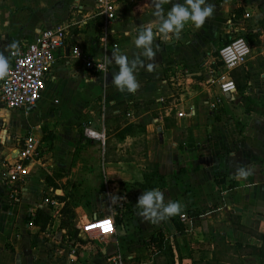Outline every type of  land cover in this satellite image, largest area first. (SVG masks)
I'll use <instances>...</instances> for the list:
<instances>
[{"label": "crops", "instance_id": "1", "mask_svg": "<svg viewBox=\"0 0 264 264\" xmlns=\"http://www.w3.org/2000/svg\"><path fill=\"white\" fill-rule=\"evenodd\" d=\"M113 1L108 21L99 0H0L8 68L11 51L45 29L64 26L68 44L36 106L10 109L0 96L3 154L14 158L30 135L42 143L20 182L5 183L0 164V264H196L215 259L220 237L260 244L239 227L264 234V0H206L213 15L178 39L157 34L155 0ZM183 2L163 5L165 16ZM149 25L152 59L134 43ZM240 36L252 52L230 71L237 92L223 95L211 81L226 71L219 49ZM76 46L109 71L87 69ZM114 52L135 65V93L112 84ZM85 124L104 130L106 144L85 137ZM150 190L163 200L149 219L136 204ZM172 202L180 211L162 218ZM104 218L114 234L87 230Z\"/></svg>", "mask_w": 264, "mask_h": 264}, {"label": "built area", "instance_id": "2", "mask_svg": "<svg viewBox=\"0 0 264 264\" xmlns=\"http://www.w3.org/2000/svg\"><path fill=\"white\" fill-rule=\"evenodd\" d=\"M99 7L108 21L116 18V8L113 0H99ZM67 44V30L64 26H55L43 30L37 38L26 42L22 46L11 51V66L3 75L1 86V100L10 109H28L36 106L42 99L47 88V79L55 63V53L64 49ZM77 58H84L87 69L102 75L109 71V65L105 60L85 58L79 46L72 50ZM252 52L250 43L244 37H235L225 43L219 49V58L226 71L214 72L211 81L219 86L223 95H232L237 92V85L230 77V71L242 64ZM98 65L102 66L103 71ZM185 114L179 113L180 117ZM85 137L99 141L105 145L107 136L104 130H96L91 125L83 126ZM41 140L30 135L23 140L18 154L14 158L4 155L0 149V164L3 166L1 177L5 183H16L24 179L30 172V162L37 159L40 154ZM45 203H52L50 198ZM113 218H104L87 226V230H96L104 236L115 232ZM76 250H73V261L76 258ZM114 264L119 259H114Z\"/></svg>", "mask_w": 264, "mask_h": 264}, {"label": "clouds", "instance_id": "3", "mask_svg": "<svg viewBox=\"0 0 264 264\" xmlns=\"http://www.w3.org/2000/svg\"><path fill=\"white\" fill-rule=\"evenodd\" d=\"M171 0H155L157 11L154 13L159 18L158 33L163 34L167 39L169 34H174L178 39L182 30L187 23H191L195 28H201L206 18L213 15L214 5L206 3V0H184L183 3L174 4L173 7L164 14L163 5L170 3ZM127 34V33H126ZM154 33L151 25L145 27L136 37L134 43L137 48L144 49L143 55L152 59L155 56L153 51ZM115 63L119 65V73L113 77L112 84L121 92L127 91L135 93L139 87L138 81L134 75V67L129 66L127 58L123 55L112 54ZM99 69L103 71L102 66L98 65ZM151 68V65H149ZM8 69V59L0 53V75H4ZM249 172L244 168L238 169L236 173L237 179H246ZM163 192L159 190H150L146 194L138 198L137 207H145V214L149 219L155 215L154 201H162ZM162 206V205H158ZM180 211V205L176 202L169 203L164 207L161 214L162 218L172 216Z\"/></svg>", "mask_w": 264, "mask_h": 264}, {"label": "trees", "instance_id": "4", "mask_svg": "<svg viewBox=\"0 0 264 264\" xmlns=\"http://www.w3.org/2000/svg\"><path fill=\"white\" fill-rule=\"evenodd\" d=\"M239 228L250 233L261 243L251 245L237 242L236 244H234L232 247L235 249V254L238 257V260H240L239 264H245V261H247L246 258H255L254 260L258 261V264H264V234H259L243 226ZM229 247H231V245H229ZM220 261H222L224 264H231L227 259H219L218 256H215V259L213 261L200 262L196 264H218Z\"/></svg>", "mask_w": 264, "mask_h": 264}, {"label": "rangeland", "instance_id": "5", "mask_svg": "<svg viewBox=\"0 0 264 264\" xmlns=\"http://www.w3.org/2000/svg\"><path fill=\"white\" fill-rule=\"evenodd\" d=\"M2 108H4V106H2ZM217 243H218L217 256L219 259L220 258H223V260L227 259L229 261V263H231V264H239L240 263V260H238V257L235 254V249L232 247L234 245L232 242L228 243L226 238L220 237L217 239ZM229 245H231V247H229ZM246 259H247V261H245V264H258V261L254 260L255 258H251V259L246 258ZM218 264H224V263L222 261H220Z\"/></svg>", "mask_w": 264, "mask_h": 264}]
</instances>
